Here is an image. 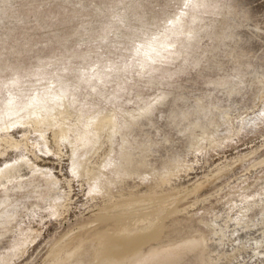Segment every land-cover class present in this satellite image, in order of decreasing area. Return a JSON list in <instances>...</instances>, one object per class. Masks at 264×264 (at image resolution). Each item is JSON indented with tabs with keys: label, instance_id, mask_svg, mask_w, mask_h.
Returning <instances> with one entry per match:
<instances>
[{
	"label": "rangeland",
	"instance_id": "1",
	"mask_svg": "<svg viewBox=\"0 0 264 264\" xmlns=\"http://www.w3.org/2000/svg\"><path fill=\"white\" fill-rule=\"evenodd\" d=\"M7 161L0 264H264V0H0Z\"/></svg>",
	"mask_w": 264,
	"mask_h": 264
},
{
	"label": "bare ground",
	"instance_id": "2",
	"mask_svg": "<svg viewBox=\"0 0 264 264\" xmlns=\"http://www.w3.org/2000/svg\"><path fill=\"white\" fill-rule=\"evenodd\" d=\"M13 111L10 110V114L12 113ZM8 117V116H7ZM45 123V122H44ZM43 123V124H44ZM9 127V126H8ZM7 130V129H6ZM5 130V131H6ZM7 132V131H6ZM96 133V132H95ZM97 134V133H96ZM4 135V133H3ZM84 136H87L86 134ZM88 137V136H87ZM86 137V138H87ZM96 138V136H95ZM92 139L91 135L89 134V139H87L89 142L90 140ZM94 140V139H93ZM92 140V141H93ZM86 141V140H85ZM18 159V158H17ZM24 160V159H23ZM17 161V160H16ZM21 161V160H20ZM25 161V160H24ZM27 161V160H26ZM19 163V162H18ZM29 163V162H28ZM24 166V165H23ZM20 168H22V165L21 164H14L10 161H7L5 162L3 165L0 166V186L1 187H6L8 186V182L10 183L11 181L13 180H16L18 179L20 176H24L20 173H22L23 169H21L20 171ZM31 169V167H30ZM34 169V168H33ZM29 172V171H28ZM135 219V218H134ZM147 219V218H146ZM137 220V219H136ZM141 220V219H139ZM152 220V219H151ZM146 224V222L144 220H141V221H138V225H141V224ZM201 243V242H200ZM185 246H183V248L179 249V250H171V251H163L162 253H159V254H152V255H149L150 257V260L152 261H157V262H162V261H165V260H169L173 255H175L177 252H180L181 254H184V253H190V252H193L194 250H200V248H202L199 244H196V243H189V244H184ZM203 250V249H202ZM138 255V254H137ZM197 256V255H196ZM204 256V255H202ZM202 256L199 254V260L200 262H198L197 264H204V262L202 261ZM147 257V256H146ZM195 259V258H194ZM120 263V262H119ZM135 263V262H134ZM141 263V262H140ZM139 264V263H138Z\"/></svg>",
	"mask_w": 264,
	"mask_h": 264
}]
</instances>
